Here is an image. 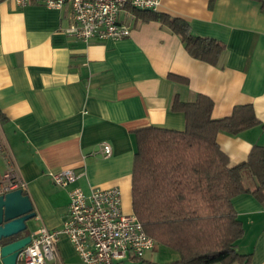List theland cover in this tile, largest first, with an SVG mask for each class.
I'll return each instance as SVG.
<instances>
[{
  "label": "crops",
  "instance_id": "obj_1",
  "mask_svg": "<svg viewBox=\"0 0 264 264\" xmlns=\"http://www.w3.org/2000/svg\"><path fill=\"white\" fill-rule=\"evenodd\" d=\"M157 11L187 20L195 35L225 43L218 64L193 57L168 26L137 18L131 9L121 13L131 26L129 36L85 42L67 32L74 23L70 5L0 0V162L27 183L24 193L37 216L27 222L25 234L42 224L63 225L70 187L56 185L51 173L68 168L82 173L76 184L86 192L119 187L123 211L134 213L135 131L184 130V112L172 109L176 95L184 102L208 95L215 119L253 104L264 122L261 1L160 0ZM170 73L188 82L174 81ZM217 142L234 166L248 159L255 144H264V129L220 131ZM102 143L111 145V155ZM233 204L245 230L238 250L252 253L251 264H264V204L248 193L234 197ZM58 247L59 264H86L66 235ZM179 258L178 251L157 242L143 258L123 264H170Z\"/></svg>",
  "mask_w": 264,
  "mask_h": 264
},
{
  "label": "trees",
  "instance_id": "obj_2",
  "mask_svg": "<svg viewBox=\"0 0 264 264\" xmlns=\"http://www.w3.org/2000/svg\"><path fill=\"white\" fill-rule=\"evenodd\" d=\"M258 1L264 11V0ZM131 10L137 18L168 26L195 58L216 65L227 49L215 38L195 35L181 17L157 10ZM169 78L188 82L174 73ZM213 107L214 101L202 93L193 102L176 95L172 109L184 112V130L146 126L135 131L133 211L149 235L179 252L180 258L170 264L252 261V253L237 248L245 230L233 199L248 193L264 204V144H255L247 160L231 166L217 135L220 131L239 134L257 125L264 129V122L253 104L237 105L230 115L219 119L212 117ZM246 176L251 178L249 183Z\"/></svg>",
  "mask_w": 264,
  "mask_h": 264
},
{
  "label": "built area",
  "instance_id": "obj_3",
  "mask_svg": "<svg viewBox=\"0 0 264 264\" xmlns=\"http://www.w3.org/2000/svg\"><path fill=\"white\" fill-rule=\"evenodd\" d=\"M21 5L44 4L51 8L70 5L74 23L67 32L75 38L120 39L130 35L131 26L122 22L127 9L157 10L160 0H16ZM106 156L111 155L109 143H102ZM56 185L70 187L68 214L60 228L40 225L31 241L21 250L17 264H59L58 244L62 235L73 243L80 259L86 264H123L128 258L141 259L157 241L149 235L135 213L122 208L119 187H92L86 192L76 182L82 173L68 168L52 172ZM27 183L13 168L0 175V195L22 189Z\"/></svg>",
  "mask_w": 264,
  "mask_h": 264
},
{
  "label": "water",
  "instance_id": "obj_4",
  "mask_svg": "<svg viewBox=\"0 0 264 264\" xmlns=\"http://www.w3.org/2000/svg\"><path fill=\"white\" fill-rule=\"evenodd\" d=\"M37 216L33 202L22 189L0 195V258L2 264H17L21 250L31 241L27 222ZM24 234V235H23ZM15 238L10 242L6 240Z\"/></svg>",
  "mask_w": 264,
  "mask_h": 264
},
{
  "label": "rangeland",
  "instance_id": "obj_5",
  "mask_svg": "<svg viewBox=\"0 0 264 264\" xmlns=\"http://www.w3.org/2000/svg\"><path fill=\"white\" fill-rule=\"evenodd\" d=\"M0 166H1V168H0V175L1 174H3V172H5L8 168H6V169H4V166L2 165V162H0ZM9 168H13V167H9ZM251 178L248 176V178H247V176H246V178H245V182L246 183H249Z\"/></svg>",
  "mask_w": 264,
  "mask_h": 264
}]
</instances>
